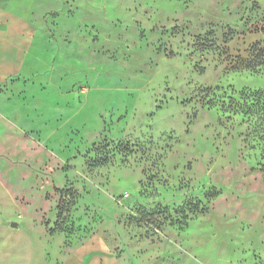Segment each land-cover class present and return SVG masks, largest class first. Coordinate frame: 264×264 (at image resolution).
Returning a JSON list of instances; mask_svg holds the SVG:
<instances>
[{
    "label": "rangeland",
    "instance_id": "1",
    "mask_svg": "<svg viewBox=\"0 0 264 264\" xmlns=\"http://www.w3.org/2000/svg\"><path fill=\"white\" fill-rule=\"evenodd\" d=\"M261 49L264 0H0V264H264Z\"/></svg>",
    "mask_w": 264,
    "mask_h": 264
},
{
    "label": "trees",
    "instance_id": "2",
    "mask_svg": "<svg viewBox=\"0 0 264 264\" xmlns=\"http://www.w3.org/2000/svg\"><path fill=\"white\" fill-rule=\"evenodd\" d=\"M260 51L264 53V50H263V49H261ZM263 166H264V165H263Z\"/></svg>",
    "mask_w": 264,
    "mask_h": 264
},
{
    "label": "water",
    "instance_id": "3",
    "mask_svg": "<svg viewBox=\"0 0 264 264\" xmlns=\"http://www.w3.org/2000/svg\"><path fill=\"white\" fill-rule=\"evenodd\" d=\"M13 225H15V223H13Z\"/></svg>",
    "mask_w": 264,
    "mask_h": 264
}]
</instances>
